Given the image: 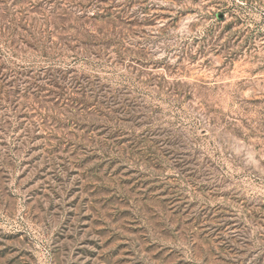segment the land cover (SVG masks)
I'll return each instance as SVG.
<instances>
[{
	"label": "rangeland",
	"instance_id": "obj_1",
	"mask_svg": "<svg viewBox=\"0 0 264 264\" xmlns=\"http://www.w3.org/2000/svg\"><path fill=\"white\" fill-rule=\"evenodd\" d=\"M0 264H264V0H0Z\"/></svg>",
	"mask_w": 264,
	"mask_h": 264
},
{
	"label": "trees",
	"instance_id": "obj_2",
	"mask_svg": "<svg viewBox=\"0 0 264 264\" xmlns=\"http://www.w3.org/2000/svg\"><path fill=\"white\" fill-rule=\"evenodd\" d=\"M18 1V0H17ZM91 1V0H90ZM100 19H102V17H99ZM67 19H61V21H66Z\"/></svg>",
	"mask_w": 264,
	"mask_h": 264
}]
</instances>
